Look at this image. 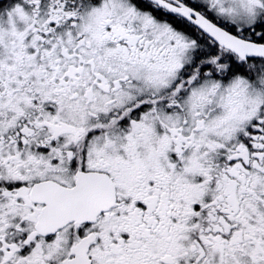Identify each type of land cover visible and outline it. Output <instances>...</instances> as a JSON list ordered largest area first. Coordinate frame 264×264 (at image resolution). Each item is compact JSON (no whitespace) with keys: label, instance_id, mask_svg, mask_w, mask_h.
I'll return each mask as SVG.
<instances>
[{"label":"snow or ice","instance_id":"snow-or-ice-1","mask_svg":"<svg viewBox=\"0 0 264 264\" xmlns=\"http://www.w3.org/2000/svg\"><path fill=\"white\" fill-rule=\"evenodd\" d=\"M0 264H264V0H0Z\"/></svg>","mask_w":264,"mask_h":264}]
</instances>
